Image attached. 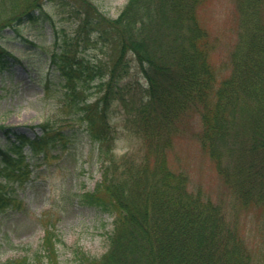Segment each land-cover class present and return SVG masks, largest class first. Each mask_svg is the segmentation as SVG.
I'll use <instances>...</instances> for the list:
<instances>
[{"label":"trees","instance_id":"trees-1","mask_svg":"<svg viewBox=\"0 0 264 264\" xmlns=\"http://www.w3.org/2000/svg\"><path fill=\"white\" fill-rule=\"evenodd\" d=\"M53 1L67 6L63 0ZM199 1L126 0L112 18L93 5L87 6L84 16L78 18L77 35H65L60 41L53 35L57 48L46 56L63 83L65 106L75 114L84 135L96 143L107 167L113 166L114 159L104 105L114 93L119 76H104L101 64L95 57H87L84 47L71 49V41L78 39L80 32L82 40L98 41L97 48L103 54L112 49L108 55L115 64L126 66L128 56L137 61L147 82L148 99L135 108V114L144 113L139 129L146 138L153 117L159 114L162 119L173 120L177 113L192 109L199 114L200 137L215 156L218 168L223 154L241 157L247 153L245 159L233 163V170L243 172L252 197L264 204V0H238L243 30L232 53L231 71L218 83L206 57L205 30L195 15ZM3 2L0 0L1 10ZM73 11L71 6L70 14H75ZM2 17L0 36L5 25L16 30L24 22L51 20L41 4ZM88 28L94 30V37L90 31L85 32ZM156 40L164 44L156 45ZM12 60L18 59L0 42V77ZM37 126L41 135L29 138L0 125V133L8 141L0 145V217L21 208L22 200L12 183L16 181L19 186L29 175L24 148L28 147L31 156L41 152L45 156L49 148L70 147L76 136L74 126L56 128L48 121ZM157 142L148 140V145ZM143 166L140 172L125 163L114 165L112 171L120 169V177L108 181L112 175L107 169L91 190L75 195L79 204L112 217L106 250L99 256L79 251L78 264L250 263L244 245L242 248L237 239L233 240L218 208L190 191L186 176L167 168L165 155ZM51 227L46 229L47 237L40 248L31 255L34 263L47 264L40 255L45 251L48 264H58Z\"/></svg>","mask_w":264,"mask_h":264},{"label":"rangeland","instance_id":"rangeland-1","mask_svg":"<svg viewBox=\"0 0 264 264\" xmlns=\"http://www.w3.org/2000/svg\"><path fill=\"white\" fill-rule=\"evenodd\" d=\"M63 1L67 6L53 0H4V10L0 9V27L4 23L2 15L36 8L37 4L42 5L51 19L50 22H24L16 30L3 26L0 42L18 60H12L0 77V125L29 138L41 135L37 125L45 121L56 128L74 126L76 133L70 147L49 148L45 156L42 152L31 156L28 147L24 148L30 172L23 184L12 183L15 194L22 200L21 208L11 209L0 217V264H38L32 261L31 255L47 237L50 223L58 264H78L79 251L99 256L107 248L112 217L95 207L79 204L74 200L75 195L91 190L107 169L112 175L108 181L120 177V169L113 173L114 165L125 163L141 172L146 161L150 163L160 155H165L169 170L186 176L190 191L218 208L233 240L237 239L242 248L244 245L249 254V264H264V204L252 197L248 181L242 178L243 172L233 170V163L245 159L247 153L241 157L223 154L218 168L215 156L200 137L199 114L192 109L177 113L173 120L162 119L159 114L153 117L149 123L152 130L146 138L139 129L144 113L135 114V108L148 99L147 82L137 61L128 56L126 66L115 64L112 55H108L112 49H106L103 54L97 48L98 41L82 40L80 32L78 39L71 41V49L84 47L87 57H95L101 64L104 76L111 73L119 76L114 93L104 105L109 117L108 143L114 159L113 166L107 167V161L98 155L96 143L84 135L75 114L65 106L63 83L54 74L46 54L56 47L53 35L59 41L65 35H77L78 18L84 16L87 6L93 5L102 15L112 18L126 0ZM71 6L75 14H70ZM195 9L197 22L205 30L207 61L214 82L218 83L231 71L232 53L243 30L238 0H201ZM87 31L95 36L94 30ZM155 44L164 42L156 40ZM148 140L158 142L148 145ZM5 142H8L6 137L0 133V145ZM147 172L150 171L147 169ZM0 179H3L1 175ZM40 255L48 264V252L40 251Z\"/></svg>","mask_w":264,"mask_h":264}]
</instances>
